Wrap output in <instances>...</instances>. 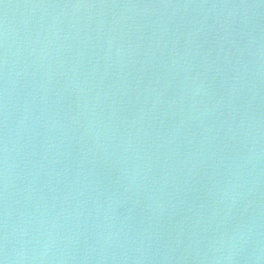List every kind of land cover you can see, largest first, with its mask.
Instances as JSON below:
<instances>
[{
  "label": "water",
  "instance_id": "water-1",
  "mask_svg": "<svg viewBox=\"0 0 264 264\" xmlns=\"http://www.w3.org/2000/svg\"><path fill=\"white\" fill-rule=\"evenodd\" d=\"M0 264H264V0H0Z\"/></svg>",
  "mask_w": 264,
  "mask_h": 264
}]
</instances>
